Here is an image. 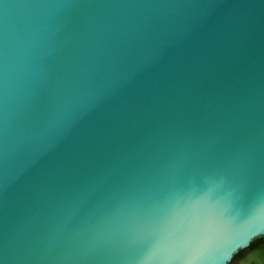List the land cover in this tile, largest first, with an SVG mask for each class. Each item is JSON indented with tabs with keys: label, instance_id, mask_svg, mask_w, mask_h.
<instances>
[{
	"label": "water",
	"instance_id": "1",
	"mask_svg": "<svg viewBox=\"0 0 264 264\" xmlns=\"http://www.w3.org/2000/svg\"><path fill=\"white\" fill-rule=\"evenodd\" d=\"M213 181L264 197V0H0V264H219Z\"/></svg>",
	"mask_w": 264,
	"mask_h": 264
},
{
	"label": "clouds",
	"instance_id": "2",
	"mask_svg": "<svg viewBox=\"0 0 264 264\" xmlns=\"http://www.w3.org/2000/svg\"><path fill=\"white\" fill-rule=\"evenodd\" d=\"M223 181L211 182L206 191L198 192L195 185L189 190V195L197 194V201L204 202L211 209L214 227L200 239V257H213L219 264H233L234 256L246 248L253 240L264 236V197L252 215L240 222L231 214L230 193L222 198H214L217 189ZM181 193H173L179 197ZM241 264H248L242 261Z\"/></svg>",
	"mask_w": 264,
	"mask_h": 264
},
{
	"label": "flooded vegetation",
	"instance_id": "3",
	"mask_svg": "<svg viewBox=\"0 0 264 264\" xmlns=\"http://www.w3.org/2000/svg\"><path fill=\"white\" fill-rule=\"evenodd\" d=\"M242 250V249H241ZM260 258V250L259 248L249 249L245 248V251L238 252L233 258V264H241L242 261H248V264H252V262L256 259L261 261Z\"/></svg>",
	"mask_w": 264,
	"mask_h": 264
},
{
	"label": "trees",
	"instance_id": "4",
	"mask_svg": "<svg viewBox=\"0 0 264 264\" xmlns=\"http://www.w3.org/2000/svg\"><path fill=\"white\" fill-rule=\"evenodd\" d=\"M249 249L259 248L260 250V258L261 261L254 260L252 264H264V236L258 237L257 239L253 240L251 245L248 247ZM245 249L240 250L239 252H243Z\"/></svg>",
	"mask_w": 264,
	"mask_h": 264
}]
</instances>
